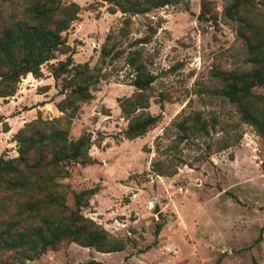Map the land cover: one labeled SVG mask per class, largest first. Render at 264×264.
Here are the masks:
<instances>
[{"label":"rangeland","instance_id":"1","mask_svg":"<svg viewBox=\"0 0 264 264\" xmlns=\"http://www.w3.org/2000/svg\"><path fill=\"white\" fill-rule=\"evenodd\" d=\"M63 1L80 6L78 18L63 33L74 62H88L99 81L69 126L72 138L91 134L89 154L97 162L73 163L70 176L61 182L77 192L98 185L82 213L127 242L123 250L109 253L64 243L24 264H81L88 259L107 264H264V138L239 122L233 104L211 93L212 67L232 69L245 57L239 21L224 12L231 0H181L133 16L110 12L104 0ZM248 1L255 22L264 24V0ZM107 36L117 54L102 62L100 49ZM136 49L156 76L147 111L161 118L144 135L128 140L118 100L135 91L126 56ZM64 58L57 54L49 62ZM48 66L41 67L42 77L27 74L18 82L8 107L14 128L38 115H62L55 104L63 94ZM253 92L264 96V87ZM194 111L205 118L216 115L217 129L210 138L178 142L175 122ZM3 121L0 114V130ZM224 135L238 140L223 150L206 149ZM0 152L17 155L12 136L0 133ZM155 160L172 161L176 173L156 174ZM67 204L74 205L72 193ZM155 204L157 213L152 211ZM158 222L163 225L155 236Z\"/></svg>","mask_w":264,"mask_h":264},{"label":"trees","instance_id":"2","mask_svg":"<svg viewBox=\"0 0 264 264\" xmlns=\"http://www.w3.org/2000/svg\"><path fill=\"white\" fill-rule=\"evenodd\" d=\"M104 1L110 12L133 16L181 0ZM252 10L248 0H231L224 6L225 15L239 21L237 31L245 43V57L242 65L232 69L212 67L210 75L215 85L211 93L233 104L239 122L251 125L264 138V96L253 92L254 87H264V24L255 22ZM79 11V4L73 1L0 0V97L15 95L18 82L27 74L42 77L44 64H49V72L59 82V92L63 94L55 104L61 116L44 119L38 115L26 122L12 135L17 155L8 157L0 152V264H24L71 242L104 253L126 247L127 240L111 236L82 213L99 186L77 192L61 182L70 176L73 163L97 162L89 154L90 133L83 132L77 138L69 135L72 119L80 105L92 99V89L99 81L88 62H74L73 48L63 35L78 18ZM109 39L107 36L100 49L102 62L117 54L115 43ZM57 54H64L65 58L49 62ZM126 61L132 69L130 84L135 91L118 101L127 120L123 136L133 140L155 126L161 115L147 111L148 91L156 76L142 60L141 50L128 52ZM3 123L7 131L9 127ZM175 125L180 131L177 141L181 142L190 137L210 138L219 120L216 115L205 118L201 111H194ZM237 140L224 135L207 143L206 149L215 146L217 151L223 150ZM152 170L161 176H172L177 167L172 161L155 160ZM69 193L74 197L73 206L67 204ZM162 225L163 222L156 224L155 236ZM81 264L107 263L88 259Z\"/></svg>","mask_w":264,"mask_h":264},{"label":"crops","instance_id":"3","mask_svg":"<svg viewBox=\"0 0 264 264\" xmlns=\"http://www.w3.org/2000/svg\"><path fill=\"white\" fill-rule=\"evenodd\" d=\"M15 98L9 97V98H3L0 97V114L4 115L5 121L9 127L7 131L4 132V130H0L2 134L5 136H12V133L15 131L16 128L13 126V121L15 120V117H11L10 114H8V107L12 105V103L15 101ZM18 122V120H17ZM20 126H18L19 128Z\"/></svg>","mask_w":264,"mask_h":264},{"label":"water","instance_id":"4","mask_svg":"<svg viewBox=\"0 0 264 264\" xmlns=\"http://www.w3.org/2000/svg\"><path fill=\"white\" fill-rule=\"evenodd\" d=\"M152 211H153L154 213H157V212L159 211V206H158V204H155V206L152 208Z\"/></svg>","mask_w":264,"mask_h":264}]
</instances>
